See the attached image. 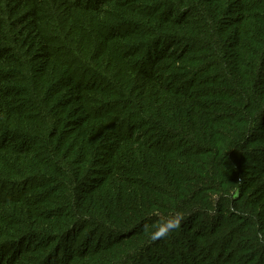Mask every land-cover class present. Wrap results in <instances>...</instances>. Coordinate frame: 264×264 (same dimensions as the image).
I'll list each match as a JSON object with an SVG mask.
<instances>
[{"label": "trees", "instance_id": "obj_1", "mask_svg": "<svg viewBox=\"0 0 264 264\" xmlns=\"http://www.w3.org/2000/svg\"><path fill=\"white\" fill-rule=\"evenodd\" d=\"M0 264H264V0H0Z\"/></svg>", "mask_w": 264, "mask_h": 264}]
</instances>
